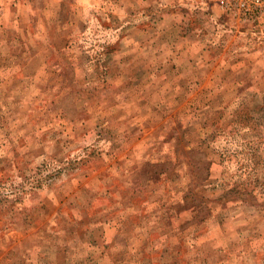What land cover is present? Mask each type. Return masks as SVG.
<instances>
[{
	"label": "rangeland",
	"instance_id": "1",
	"mask_svg": "<svg viewBox=\"0 0 264 264\" xmlns=\"http://www.w3.org/2000/svg\"><path fill=\"white\" fill-rule=\"evenodd\" d=\"M0 264H264V0H0Z\"/></svg>",
	"mask_w": 264,
	"mask_h": 264
}]
</instances>
